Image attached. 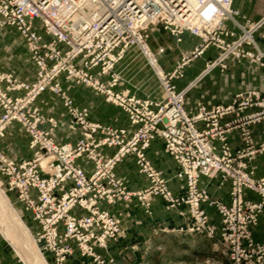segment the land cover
Here are the masks:
<instances>
[{"label": "built area", "instance_id": "1", "mask_svg": "<svg viewBox=\"0 0 264 264\" xmlns=\"http://www.w3.org/2000/svg\"><path fill=\"white\" fill-rule=\"evenodd\" d=\"M232 4L233 0H0V29L17 31L35 67L31 82L0 71V137L17 123L32 153L30 160L13 161L0 152V187L15 195L16 203L38 226L31 235L42 256L50 255L49 264H69L73 244L79 257L94 264H113L94 248L105 250L107 241L120 234L121 221L99 204L134 198L150 215L155 197L166 210L186 207L190 221L186 232L208 239L218 233L228 264H264V243L254 241L250 231L264 211V177L255 179L249 169V163L264 153V141L256 143L252 135L254 126L262 125L264 130V98L256 91L238 93L228 105L198 103L190 112L184 104L186 93L172 83L191 59L201 57L209 47L218 51V57L207 64V70L224 69L228 57L262 64L264 54L253 34L264 24V14L251 22ZM157 25L177 42L184 33L199 39L170 72L157 63L156 55L163 49L153 54L146 44L148 29ZM132 47L140 50L155 74L162 90L159 101L114 90L120 78L113 68ZM60 76L92 89L119 108L131 131L91 121L88 110L76 107L66 95ZM103 76L109 79L102 81ZM45 91L61 100L68 117L66 132L80 134L74 144L55 142L58 124L34 106ZM45 123L48 129L41 128ZM232 132L238 133L241 144L236 151L227 142ZM155 139L161 140L178 166L175 178L184 183L181 196L170 192L168 181L147 160L146 151ZM103 149L113 153L106 155ZM127 157L134 158L138 173L147 179L146 188L130 191L116 177L115 167ZM78 160L91 166L89 175ZM217 175L220 186L229 185L228 205L199 186L201 177ZM245 192L258 200H247ZM205 205L215 209L219 228L211 224ZM76 208L85 214L74 215ZM199 264L225 263L206 258Z\"/></svg>", "mask_w": 264, "mask_h": 264}, {"label": "crops", "instance_id": "2", "mask_svg": "<svg viewBox=\"0 0 264 264\" xmlns=\"http://www.w3.org/2000/svg\"><path fill=\"white\" fill-rule=\"evenodd\" d=\"M233 8L249 21H257L264 13V2L257 0H233ZM239 21H243L242 18ZM227 27L235 33H239L230 23ZM147 44L156 53L159 48L164 51L156 55L157 63L164 72H170L179 61L182 54L190 53L199 43V39L184 33L180 41H176L167 31L160 26L149 29ZM264 25L254 36L257 48L264 52ZM217 50L209 47L203 55L195 59L184 69L182 78L173 80L177 90L186 89L184 104L186 110L194 112L198 103L210 107L213 105H228L234 95L246 91H256L264 98V68L256 64H250L246 60L237 62L233 58L226 60L227 69L223 72L213 70L200 77L205 62L213 60ZM264 61V58H263ZM0 71L11 73L17 79L33 81L35 67L28 60L24 43L17 31L12 27L0 29ZM113 74L120 78L114 87L115 91H125L138 98H150L159 101L162 91L158 80L147 63L146 59L136 47L128 49L124 57L114 66ZM107 81L109 76L100 77ZM58 82L66 95L78 108H86L89 119L93 122L110 126L115 129L123 128L131 131L125 113L112 104L106 103L103 97L92 89L83 85H77L66 80L63 76ZM17 92L15 95H19ZM216 93L218 95H216ZM34 106L47 119L56 121L59 129L54 131L55 142L74 144L80 134L69 135L66 132L67 114L62 106L61 100L49 91L43 92L37 97ZM1 113V110H0ZM49 124L41 125L48 129ZM253 139L256 143L264 141V130L262 125L252 128ZM228 145L232 151L240 148V140L237 132L228 136ZM28 137L22 127L17 123L9 125L4 135L0 137V152L13 161L30 160L32 153L27 146ZM216 147L218 142H214ZM106 155L113 150L103 149ZM147 160L168 181V188L174 196L184 193V183L175 178L178 166L163 148L160 139H155L146 151ZM78 164L85 173H91V166L78 160ZM249 169L253 171L255 179L264 177V153L257 155L250 163ZM115 175L128 190L138 191L148 186L147 179L138 173L133 157L125 158L115 167ZM220 177L213 179L201 177L199 186L204 188L211 198L223 204L230 202L229 185L224 183L220 186ZM13 202L26 220L31 232L38 231V226L30 219V215L24 213L20 204L16 203L15 195L8 193ZM244 197L250 201H257L256 195L245 192ZM101 209L107 210L109 214L121 221V232L115 240L107 241L105 250L95 247L96 254L103 258H111L113 264H199L206 258L222 261L228 264L225 249L219 243V235L214 239H208L204 234L186 232L189 226L187 209L184 205L176 209L166 210L160 198H152L150 201V215H146L143 208L136 199L127 202L118 200L112 205L104 202L99 204ZM211 224L220 227V219L215 209L203 206ZM72 213L76 216L85 214L80 209H74ZM254 241L264 243V211L259 215L257 224L250 228ZM74 254L68 259L69 264H94L90 259L78 256L74 244ZM48 260L50 255L45 256ZM0 261L2 264H18L6 249H0Z\"/></svg>", "mask_w": 264, "mask_h": 264}, {"label": "bare ground", "instance_id": "3", "mask_svg": "<svg viewBox=\"0 0 264 264\" xmlns=\"http://www.w3.org/2000/svg\"><path fill=\"white\" fill-rule=\"evenodd\" d=\"M0 230L24 264H47L37 245L0 188Z\"/></svg>", "mask_w": 264, "mask_h": 264}, {"label": "rangeland", "instance_id": "4", "mask_svg": "<svg viewBox=\"0 0 264 264\" xmlns=\"http://www.w3.org/2000/svg\"><path fill=\"white\" fill-rule=\"evenodd\" d=\"M233 6V5H232ZM235 9V8H234ZM236 10V9H235ZM238 11V10H237ZM239 12V11H238ZM240 13V12H239ZM264 14V13H263ZM262 17V16H261ZM260 17V18H261ZM240 19V18H239ZM239 19H238V21H239ZM245 19V18H244ZM247 20V19H246ZM258 21V20H257ZM257 21H251V22H257ZM239 22H241V23H243V21H239ZM264 25V24H263ZM262 25V26H263ZM157 26H159V25H157ZM261 26V27H262ZM161 27V29L163 30V31H166L162 26H160ZM260 27V28H261ZM151 28V27H150ZM149 28V29H150ZM259 28V29H260ZM149 29H148V31H147V38H148V36H149ZM236 29V28H235ZM258 29V30H259ZM257 30V31H258ZM257 31L253 34V37L255 36V34L257 33ZM238 32H239V30H238ZM238 34V33H237ZM255 40V39H254ZM256 43V42H255ZM146 44H147V40H146ZM199 44V43H198ZM147 46H148V44H147ZM257 46V45H256ZM148 48H149V46H148ZM150 49V48H149ZM150 51L153 53V54H155L151 49H150ZM164 51V50H163ZM261 52V51H260ZM261 53H263L264 54V52H261ZM190 53H188V54H182L181 56H180V59H181V57H183L184 55L185 56H188ZM203 55V54H202ZM144 57V56H143ZM218 57V51H217V55H216V57L213 59V60H210V61H207V62H205V64H204V66H203V69H202V71H201V73H200V77H203L204 75H206V74H208V73H210L211 71H213V70H219L220 72H223V71H225L226 69H227V65H226V61H225V68L224 69H221L220 67H218V66H215L214 68H212V69H210V70H207V64H210V63H212V62H214L215 60H216V58ZM145 58V57H144ZM198 58H200V57H198ZM198 58H195V59H198ZM229 58H232V57H228L227 59H229ZM264 58V57H263ZM179 59V60H180ZM195 59H191V61L189 62V64L187 65V66H185L184 68H183V71H182V76L180 77V78H182L183 77V74H184V69L185 68H187L189 65H190V63L191 62H193ZM234 59V58H233ZM236 60V59H235ZM241 60H246V61H248L250 64H256V65H258L259 67H261V68H264V61H263V59H262V64L260 65V64H257V63H254V62H252V61H250L249 59H240V60H236L237 62H240ZM147 61V60H146ZM148 63V62H147ZM152 69V68H151ZM177 79H179V78H177ZM175 80V79H174ZM172 83H173V81H172ZM174 85V84H173ZM160 86V85H159ZM175 86V85H174ZM175 89H176V87H175ZM177 90V89H176ZM162 91V90H161ZM177 91H179V92H182V91H184V93H186V89H183V90H177ZM65 92V91H64ZM246 92H249V91H246ZM246 92H243V93H246ZM216 95H218L217 93H216ZM1 188V190L3 191V187H0ZM3 193H4V191H3ZM5 194V196L7 197V199H8V201H9V203L11 204V206L13 207V209L16 211V213H17V215L19 216V218L21 219V221H22V223H24V225L27 227V229H28V231L30 232V234H32L31 233V229L29 228V226H28V224H27V222H26V220L24 219V217L22 216V214L20 213V211H19V209H18V205H16L14 202H13V200L9 197V194L8 193H4ZM32 236V235H31ZM33 241L35 242V240L33 239ZM35 244L37 245V247H38V249H39V246H38V244L35 242ZM0 249H6L7 251H9V253L13 256V258L17 261V263L18 264H24V262L21 260V258L16 254V252H15V250H14V248L10 245V243H9V241L6 239V235L4 234V233H2L1 232V230H0ZM44 257V256H43ZM44 260L46 261V263L47 264H49V261H48V259L46 258V257H44Z\"/></svg>", "mask_w": 264, "mask_h": 264}]
</instances>
